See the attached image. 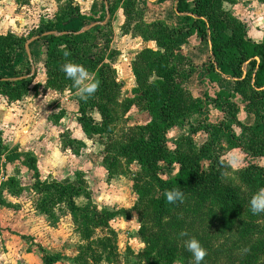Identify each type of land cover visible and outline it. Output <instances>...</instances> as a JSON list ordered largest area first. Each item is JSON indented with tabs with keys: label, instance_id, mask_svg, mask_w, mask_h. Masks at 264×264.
<instances>
[{
	"label": "trees",
	"instance_id": "obj_1",
	"mask_svg": "<svg viewBox=\"0 0 264 264\" xmlns=\"http://www.w3.org/2000/svg\"><path fill=\"white\" fill-rule=\"evenodd\" d=\"M106 1L111 17L115 10L112 6L114 4ZM119 1L125 23L129 27L126 31H131L143 40H153L161 49L159 51L146 48L136 54L131 62L135 88L132 90V96L123 101L118 100L122 85L114 69L118 51L111 47L113 31L110 20L103 25L101 23L104 20H100L90 30L82 31L87 25L86 17L69 7L63 15L56 17L55 22L45 25L38 40L45 43L43 66L45 85L48 89H68L71 94H75L72 81L66 79L60 71V66L66 61L83 65L98 82L96 92L86 102L76 97L79 114L77 123L85 137L103 139L110 134V122L114 119L116 109L127 112L133 107L150 116V122L146 125L127 129L126 144L120 149L115 146L112 152L115 151L116 154L111 157L115 160L117 156H124L128 164L137 163L139 166V171L133 173L132 182L137 195L134 208L140 223L138 233L145 243V248L138 255L137 264H172L175 258L181 261L180 264H190L191 254L185 250L183 243H179L178 247L177 241L173 242L174 239L167 233L153 235L152 222L162 227L161 219L168 217L172 224L171 229L178 231V225L181 226L180 218L185 211L194 215L206 208L217 210L215 204L223 216V222L220 220L221 227L226 229L241 226L244 231L248 230L251 236L255 235L251 249L259 253V249L264 248V234L261 240L259 235L264 233V212L252 214L246 198L247 193L237 185L224 183L220 169L213 165L206 169L202 167V160H210L209 155H206L209 151L206 142L197 149L191 143L185 145L183 140H180L175 149L170 150L165 134L173 127L188 128L191 125V114L199 113L201 100L199 97H193L188 89L182 86L193 74L196 65L189 57L179 52L189 37L196 36L209 43L206 80L211 83L220 79L228 80L234 84L236 91L245 88L246 92L243 94H248L245 110L254 119L252 125L241 127L243 135H248L241 138L230 128L232 122L242 126L234 119L218 124L209 123L204 119L196 131L203 132L213 139L226 134L232 148H240L244 154L251 157H264V35L260 41L249 39L246 26L223 9V3L227 0H176V13L187 14L177 20L176 27H169L161 22H146L141 19L142 13L136 12L135 0ZM71 18L78 20L80 26L67 27L66 20ZM27 41L28 39L16 37L11 33L0 35V96H5L9 101L19 100L27 92L32 78V75H29L27 79L9 80L24 77L27 73L16 72L12 67L17 51H25ZM30 46L31 44L29 48ZM65 51L69 53L67 57L64 56ZM25 64L26 68L32 66L28 58L25 59ZM221 95H218L216 100H210L208 106L224 114L230 112V107L234 104L222 99ZM92 112L97 114L98 120ZM63 117L64 112L58 111L51 117L52 123L57 125ZM4 150L0 132V155ZM106 156L108 150L105 159L108 158ZM14 159L19 160L33 173L32 189L40 196L35 209L41 214L48 216L56 206L62 204L67 206L68 212L80 225V233L83 232L81 237L84 239H88L97 229L114 235L109 228V222L115 212L104 209L97 211L91 203L78 207L74 202L75 198L83 196L89 200V194L80 186L41 181L33 155L16 153ZM164 166L175 168L171 178L161 179L158 176ZM110 167L111 165L106 166L109 177L113 175ZM249 173L264 184V167L251 166ZM155 187L161 194L160 198L153 195ZM4 188L14 195L22 191L13 178L7 179ZM173 188L180 189L184 198L175 204H168L163 193ZM251 214L254 221L246 222L247 216ZM199 241L203 244L202 239L199 238ZM225 251L224 245H220L209 251L204 260L208 259L207 264H220V258L225 256ZM50 258L43 253V264H48L46 260ZM254 258L255 256H250L246 261L249 264H264ZM244 263V259L239 262Z\"/></svg>",
	"mask_w": 264,
	"mask_h": 264
},
{
	"label": "rangeland",
	"instance_id": "obj_2",
	"mask_svg": "<svg viewBox=\"0 0 264 264\" xmlns=\"http://www.w3.org/2000/svg\"><path fill=\"white\" fill-rule=\"evenodd\" d=\"M108 1L113 2L112 6L115 9L111 17L108 15L113 29L111 47L119 54L114 64L123 63L125 66L144 47H138L133 38L122 34L128 31L129 27L125 22L121 26V1ZM237 1L236 6H233L234 13L247 21L251 33L255 34L254 30L264 32V1ZM69 7L86 17V26L107 18L105 10L107 3L104 0H0V35L11 33L29 41L31 38L41 36L45 25L55 22L56 17L63 15ZM230 7L225 3L226 9ZM75 18H72V22V19L66 20L65 25L72 27ZM183 49L181 51L184 52ZM29 53L30 57L25 51H17L12 64L16 72L25 71L27 73L24 76L32 75L27 92L19 100L14 101L0 96V132L5 147L0 155V239L1 242L5 241L3 234L9 238L8 242L11 245L8 243L7 245L10 246L11 259H14L12 264L14 261L15 264H43V253L51 257L46 260L48 264H137L138 255L145 248V243L138 233L140 223L134 208L137 195L132 182L133 173L139 171V166L137 163L128 164L124 156H117L115 160L111 157L116 154L115 151L112 152L115 146L120 149L126 144L127 129L144 124L143 112L133 107L127 112L116 109L114 119L110 122L112 127L110 134L103 139L85 137L77 123L79 117L77 95L69 91L65 93V90H50L45 85L46 75L43 66L45 43L42 40L32 42ZM26 58L31 61L32 66L29 68H26ZM196 62L203 71L204 60ZM121 76L126 77L125 74ZM206 81L199 76L198 83H192L194 94L192 90L189 92L201 100L199 113L191 114V125L188 128L177 127L166 132L167 146L173 150L176 144L183 140V144L191 143L199 149L206 142L209 146L206 155H209L210 160H202V167L206 169L213 165L220 169L222 181L243 189L249 201L255 192L264 188V184L249 173V168L264 167V157H251L244 154L240 148H232L226 134L213 139L208 138L203 132L199 131L198 134L196 131L204 119L212 124L221 121L227 123L234 119L242 125L232 122L230 128L234 134L239 138L248 136L243 135L241 130V127L247 128L254 121L253 116L248 115L245 110L248 94H243L246 92L245 88L236 91L234 84L228 80L223 79L217 84ZM125 84L121 89L119 101L132 96L130 88H127V83ZM182 86L187 88L186 82H183ZM223 93L225 94L221 95ZM218 95L228 103L234 104L230 107V112L223 114L208 106L209 101L216 100ZM58 111H63L64 117L53 129L54 126L49 124L52 123L51 117ZM92 113L98 120L97 114ZM107 150L108 158L105 159ZM35 151L39 153L37 159L33 154ZM16 153H28L35 157L41 181L71 183L86 191L89 200L83 196L74 199L78 207L91 203L97 211L104 209L115 212V216L109 222V228L114 235L106 230L97 229L88 239H84L81 237L83 232L80 233V225L68 212L67 206L62 204L56 206L48 216L36 210L40 196L32 189L33 173L19 160L14 159ZM107 165H111L113 175L110 177L106 171ZM175 171L174 167L164 166L158 176L161 179H168ZM9 178H13L22 188L20 194H11L4 188V183ZM153 192L155 198H160L161 194L156 187ZM215 206L217 210L206 208L194 215L190 211H185L180 218L179 230L177 226L178 231L171 229L172 224L168 217L161 219L162 227H158L153 221V235L167 233L174 239L173 242L177 241L178 247L179 243H183L189 237H196L198 240L200 238L206 253L224 245L225 256H221L220 264H239L243 259L244 264H249L246 259L250 256L264 262V248H260L259 253L251 249L255 235L251 236L248 230L244 231L241 226L223 229L221 227L223 216L218 206L216 204ZM250 220L254 221L252 214L247 216L246 222ZM181 231L187 232L188 235L179 237ZM263 234H259L260 240ZM7 245L6 251L9 250ZM202 262L209 263L208 259ZM180 263L178 258L172 260V264Z\"/></svg>",
	"mask_w": 264,
	"mask_h": 264
},
{
	"label": "crops",
	"instance_id": "obj_3",
	"mask_svg": "<svg viewBox=\"0 0 264 264\" xmlns=\"http://www.w3.org/2000/svg\"><path fill=\"white\" fill-rule=\"evenodd\" d=\"M188 1L190 2L192 0H188ZM236 2H238V1L237 0H231V1L224 2L223 3V9L225 11L229 12L233 17L238 19L240 22H242L246 26L247 37L249 39L253 38L251 40L260 41L262 39L263 35H264V32H260V31L254 30L255 34L251 33L252 31L248 28V23H246L247 21H245L244 18L238 17L234 13L235 8H233V6L234 7L236 6V4H237ZM106 3H107V1H106ZM225 3H227L231 7L229 9H226L225 8ZM175 5H176V0H160L159 2H158V0H135V10L138 13H142L143 19L146 22H161V23H163V24H165V25H167L169 27H176L177 26V20L179 18L184 17V16L187 15L186 13H176ZM120 8H121V6H120ZM121 18H122V22H121L122 25L121 26H123L124 22H125V16L123 14L122 8H121ZM72 21H73V19L71 20V22ZM74 21L75 22L73 23L74 24L73 27H79L80 26L79 21L75 20V19H74ZM110 22H111V28H112V21L110 20ZM63 26H65L64 23H63ZM133 26H134V23L131 25V29H132ZM122 34L126 35V36H129L130 38H133L135 40L134 42L137 43L138 47L141 46V47H144L143 49L148 48V49H151V50H159V51H161V49L156 45V43L153 40H150V39L143 40L140 36L133 35L131 31H129L127 33H125V32L123 33L122 32ZM251 35L253 37H251ZM192 41H194V42L191 43ZM35 42H36V40H35ZM30 44H32V43H30ZM182 48H184L183 49L184 52L181 51ZM141 50L142 49H140L139 51H141ZM179 52L180 53L181 52L185 53V54H182V53L181 54L184 55V56L189 57L192 60V62L196 65L194 67L193 74L186 81L188 91L192 90L191 92L193 93L194 86H193L192 83L193 82H197L198 83L199 76L203 77L206 80V78H205L206 77V65L208 63L209 56H210L209 43L207 41L200 40L196 36H191V37L188 38L187 42L180 47ZM136 54H135V56H136ZM135 56H133V58L130 59L128 61V63L125 64V66H123V63H122V65H119V64L115 65L114 64V69H115V72H116V76H117L118 81L122 85V89H123L124 85H126L125 83H127V85H128L127 88H130L131 92L135 88V80H134L133 74L131 72V62L134 60ZM197 60H204V62H203L204 63L203 64V67H204L203 71L200 70V69H202V67H200L199 64H197V62H196ZM204 69H205V71H204ZM121 74H123V75L125 74L126 77L121 76ZM123 78H125V80ZM219 81H221V79ZM219 81H216V82H213V83L209 82V83L210 84H217ZM192 93H190V94L192 95ZM142 115L144 116L145 122H144V124H141V125H146L147 123L150 122V116H149L148 113H144V112H143ZM60 121H59V123H60ZM49 125L54 126L53 129L56 128V125L53 124V123H50ZM173 128H177V127H173ZM173 128H171V129H173ZM171 129H169L168 131H170ZM180 129H182V128H180ZM35 130H37V127H35ZM197 133L199 134V131ZM33 154L35 155V157L37 159V156L39 155V153H37L35 151V152H33ZM2 236H3L5 241L1 242V239H0V242L2 244V245H0V264H12L14 259H11L10 246L7 245V243L11 245V243L8 242L9 238L5 237V234H3ZM6 245H7V248L9 249L8 251H6L7 250L6 249ZM40 249H41V247H40ZM15 263H16V261H14V264Z\"/></svg>",
	"mask_w": 264,
	"mask_h": 264
},
{
	"label": "clouds",
	"instance_id": "obj_4",
	"mask_svg": "<svg viewBox=\"0 0 264 264\" xmlns=\"http://www.w3.org/2000/svg\"><path fill=\"white\" fill-rule=\"evenodd\" d=\"M68 55L69 53L65 51L64 56ZM60 71L64 73L66 79L72 81V88L75 89V94L81 101L86 102L96 92L98 82L92 78L90 72L83 65L66 61L60 66ZM67 91L68 89H65V93ZM163 195L168 204H175L184 198V193L178 188L165 190ZM248 205L252 214L264 212V188H260L251 196ZM178 235L185 237L188 234L181 231ZM183 245L185 250L191 254L190 264H202L207 253L200 241L196 237H189L183 241Z\"/></svg>",
	"mask_w": 264,
	"mask_h": 264
},
{
	"label": "water",
	"instance_id": "obj_5",
	"mask_svg": "<svg viewBox=\"0 0 264 264\" xmlns=\"http://www.w3.org/2000/svg\"><path fill=\"white\" fill-rule=\"evenodd\" d=\"M105 1V3H106V0H104ZM106 10V15H107V18L101 23V25H103V24H105L106 22H107V20H108V10H107V8L105 9ZM95 25H97V23L96 24H92V25H89V26H86V27H83L82 28V31H88V30H90L91 28H93ZM48 34H52V33H48ZM44 35H46V34H44ZM43 35V36H44ZM41 36H36V37H34V38H31L29 41H27L26 43H25V46H24V49H25V52H26V54H27V56L28 57H30V53H29V44L30 43H32V42H34L35 40H38L39 38H40ZM29 76H24V77H19V78H15V79H9L10 81H18V80H22V79H27Z\"/></svg>",
	"mask_w": 264,
	"mask_h": 264
},
{
	"label": "built area",
	"instance_id": "obj_6",
	"mask_svg": "<svg viewBox=\"0 0 264 264\" xmlns=\"http://www.w3.org/2000/svg\"><path fill=\"white\" fill-rule=\"evenodd\" d=\"M208 82V81H207Z\"/></svg>",
	"mask_w": 264,
	"mask_h": 264
}]
</instances>
